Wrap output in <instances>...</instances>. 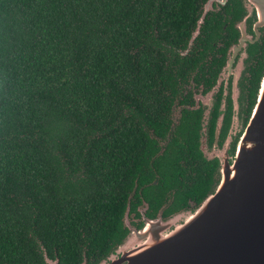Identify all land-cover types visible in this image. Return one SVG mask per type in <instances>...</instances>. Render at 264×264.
<instances>
[{
    "label": "trees",
    "instance_id": "16d2710c",
    "mask_svg": "<svg viewBox=\"0 0 264 264\" xmlns=\"http://www.w3.org/2000/svg\"><path fill=\"white\" fill-rule=\"evenodd\" d=\"M206 1L0 0V264H97L128 232L129 197L155 216L208 194L216 162L183 105L214 82L243 9L208 11L189 46Z\"/></svg>",
    "mask_w": 264,
    "mask_h": 264
},
{
    "label": "water",
    "instance_id": "95a60500",
    "mask_svg": "<svg viewBox=\"0 0 264 264\" xmlns=\"http://www.w3.org/2000/svg\"><path fill=\"white\" fill-rule=\"evenodd\" d=\"M244 1L246 13L235 23L240 45L246 41V19L253 10L256 24L264 26V0ZM214 2L226 0L204 3L189 45ZM238 123L236 118L221 155L200 139L206 158L219 157L218 180L203 200L167 216H163L168 205L164 204L154 217L143 214L144 224L137 228L128 221L129 197L122 218L128 232L97 264H264V73L249 120L230 155L228 145L239 130ZM142 207L146 211L148 204L143 201ZM45 258L49 264H58L57 258Z\"/></svg>",
    "mask_w": 264,
    "mask_h": 264
},
{
    "label": "flooded vegetation",
    "instance_id": "af4514ba",
    "mask_svg": "<svg viewBox=\"0 0 264 264\" xmlns=\"http://www.w3.org/2000/svg\"><path fill=\"white\" fill-rule=\"evenodd\" d=\"M226 2L224 4L214 2V9L212 10H218L219 7L221 5H225ZM243 4H246V2L241 0L243 14L235 21V23L246 13ZM256 20L257 16L253 10V12L250 13L246 19L245 32L247 37L246 41L242 45L238 44L240 31L235 27L234 23V28L238 34L237 39L226 46L223 54V63L220 65L219 70H217L214 82L207 90H203V84H200L199 88H192L193 104L183 105L185 108L199 109L201 112L198 129V148L206 160H214L216 162L213 173V180H215V182L218 180V177L216 176V169L219 164V157L215 156L211 159L206 158L203 151L199 147L200 139L203 138L205 140L207 148L211 149L212 152L219 154L225 144L229 130L232 127L234 120L237 118L239 120V130L232 135L231 141L228 145L229 154L233 155L235 152L239 138L242 135L251 115L260 79L264 73V69H261V75L257 82V89L250 97L249 91L254 84L250 70L252 66L257 64V58H259L260 52L252 55L249 52V49L252 48V46H254V49H259L260 47L255 45L260 43L261 38L264 36V26L257 25ZM224 46V43L221 41L217 43L215 49L217 51V57L222 56V53L218 51ZM188 49L189 48H186L183 53L186 54ZM253 56L254 58H257L254 59ZM208 96L213 97V99ZM250 98L252 99L251 107L249 104ZM181 108V106L177 108L178 114L175 119L176 122L181 117ZM143 201L144 200L137 205L134 211H129L130 223L137 228H140L144 224L145 217H154L147 215L148 209L146 211L143 210ZM189 203V206L196 205L191 200H189ZM163 216L167 215L163 214ZM140 223L141 226H138Z\"/></svg>",
    "mask_w": 264,
    "mask_h": 264
},
{
    "label": "rangeland",
    "instance_id": "374dc122",
    "mask_svg": "<svg viewBox=\"0 0 264 264\" xmlns=\"http://www.w3.org/2000/svg\"><path fill=\"white\" fill-rule=\"evenodd\" d=\"M213 5H214V4H213ZM215 9H216V8H215ZM177 114H178V112L176 111V112H175V117H174L175 119H176V117H177ZM238 125H239V124H238ZM238 129H239V126L237 127L236 130H238ZM221 153H222V151L219 152V154H221ZM230 159H231V157H229V160H230ZM128 221H130V216L128 217Z\"/></svg>",
    "mask_w": 264,
    "mask_h": 264
}]
</instances>
